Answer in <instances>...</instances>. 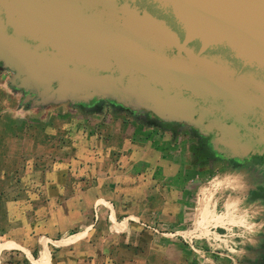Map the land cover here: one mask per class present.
Masks as SVG:
<instances>
[{"label":"water","instance_id":"obj_1","mask_svg":"<svg viewBox=\"0 0 264 264\" xmlns=\"http://www.w3.org/2000/svg\"><path fill=\"white\" fill-rule=\"evenodd\" d=\"M0 62L27 100L105 99L235 156L264 111V0H0Z\"/></svg>","mask_w":264,"mask_h":264},{"label":"crops","instance_id":"obj_2","mask_svg":"<svg viewBox=\"0 0 264 264\" xmlns=\"http://www.w3.org/2000/svg\"><path fill=\"white\" fill-rule=\"evenodd\" d=\"M7 127V137L22 132L15 122ZM105 128L90 129L89 140H74L67 159L52 157L38 166L34 156L24 178L40 183L8 188L15 197L7 202L0 244L9 247L0 246V264H210L219 262L214 256L225 258L200 254L188 236L194 224L204 235L209 226L233 224L249 185L243 182L247 189L238 197L240 178L195 153L186 132L134 122ZM221 192L225 213L218 215L213 199ZM230 252V264L249 255L236 246Z\"/></svg>","mask_w":264,"mask_h":264},{"label":"rangeland","instance_id":"obj_3","mask_svg":"<svg viewBox=\"0 0 264 264\" xmlns=\"http://www.w3.org/2000/svg\"><path fill=\"white\" fill-rule=\"evenodd\" d=\"M13 76L14 72L0 62V154L2 153L0 155V192L3 191L4 193L0 196L1 238L5 237L3 233L7 231V226L2 228L8 223L7 202L15 197V191L9 193L8 188L27 187L36 181L40 183V180L24 178V174H29L28 171L34 169V156L36 157L35 164L38 166H40V161L43 162L46 159L50 161L52 157H63L64 159L72 157L74 155L72 151L74 149L73 141L78 138L82 141L89 140L88 133L90 129L96 126L106 125L107 128L104 129L106 131L111 125L118 122L147 124L144 119H140L136 115L135 111L110 101L113 107L102 108L97 112L83 109L82 103L26 101V96L29 93L24 88L12 84ZM10 121L22 126V132L16 139L7 137L10 135L6 134L8 133L6 132L7 124ZM5 134L6 136H4ZM27 135L34 139L25 141ZM16 151L19 153L14 155ZM42 165L44 168L51 167V164ZM225 172L229 173L226 170ZM230 173L227 175H231ZM236 176L240 178L242 184L241 189H235V192L238 193V197H243L247 189L244 188L243 182L248 180L255 184L257 180L249 172H241ZM246 185L249 184L246 182ZM226 190L223 192H227ZM221 195H223L222 192L213 199L215 213L218 215L225 213L223 203L226 197L222 198ZM232 218L233 224L225 225L224 228L209 226L208 233L205 235L197 231L194 224L192 228L194 232L188 236L192 239L193 244L194 240H197V244H194L196 245L194 250H198L200 254L222 253L227 255L225 258L214 256L219 259V262L210 264H230L228 253L234 246L237 247V250L240 248L249 251H258L260 248L259 238L264 235L263 202L259 199L254 200V197H251L250 200L247 198L242 200L232 213ZM241 241L243 242L241 245H235L236 242ZM1 245H3L2 250L9 247L8 244ZM248 256H250V252L249 255L242 253L240 263L245 264L253 258L252 253L251 257Z\"/></svg>","mask_w":264,"mask_h":264},{"label":"flooded vegetation","instance_id":"obj_4","mask_svg":"<svg viewBox=\"0 0 264 264\" xmlns=\"http://www.w3.org/2000/svg\"><path fill=\"white\" fill-rule=\"evenodd\" d=\"M28 96L29 94L26 96V101H31L32 99L27 100ZM82 105L83 109L94 112L100 111L102 108L109 109V107H113V104L107 100H93L88 104ZM255 110L256 112L248 117L249 122L247 123L248 128L255 130L250 141V144L253 146L247 152H241L235 156L230 155L221 145L214 148L211 145L212 137L200 134L198 128L192 123L176 121L164 122L147 112L136 111L135 113L147 123L161 126L171 131H185L192 140H195L194 146L196 147L194 152L209 161L224 164V170L232 168L234 172H237L236 174L249 172L254 175L257 183L253 184L252 181H246L249 184L247 199L250 200L251 197H254V200L259 199L264 204V111L258 108ZM222 222H226V216L222 217ZM259 239V250H250L249 252L252 253L253 258L245 262V264H264V235Z\"/></svg>","mask_w":264,"mask_h":264},{"label":"bare ground","instance_id":"obj_5","mask_svg":"<svg viewBox=\"0 0 264 264\" xmlns=\"http://www.w3.org/2000/svg\"><path fill=\"white\" fill-rule=\"evenodd\" d=\"M249 81H247V83H248ZM204 235V234H203Z\"/></svg>","mask_w":264,"mask_h":264}]
</instances>
